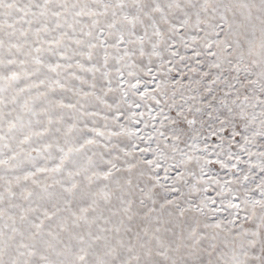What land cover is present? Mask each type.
Listing matches in <instances>:
<instances>
[{"label": "snow or ice", "instance_id": "6c2138e0", "mask_svg": "<svg viewBox=\"0 0 264 264\" xmlns=\"http://www.w3.org/2000/svg\"><path fill=\"white\" fill-rule=\"evenodd\" d=\"M0 264H264V0H0Z\"/></svg>", "mask_w": 264, "mask_h": 264}]
</instances>
